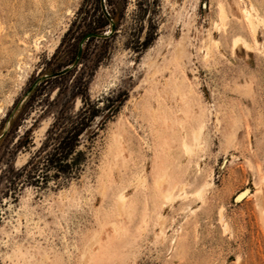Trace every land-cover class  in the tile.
Segmentation results:
<instances>
[{"label":"rangeland","instance_id":"374dc122","mask_svg":"<svg viewBox=\"0 0 264 264\" xmlns=\"http://www.w3.org/2000/svg\"><path fill=\"white\" fill-rule=\"evenodd\" d=\"M112 1L0 0V133L13 122L0 139V264H264V20L260 50L232 52L216 31L205 59L218 5L236 30L248 0ZM84 101L99 111L79 169L10 185ZM26 129L32 142L15 148ZM182 183L186 196L166 202Z\"/></svg>","mask_w":264,"mask_h":264},{"label":"trees","instance_id":"16d2710c","mask_svg":"<svg viewBox=\"0 0 264 264\" xmlns=\"http://www.w3.org/2000/svg\"><path fill=\"white\" fill-rule=\"evenodd\" d=\"M106 2L110 6L113 4L112 0H106ZM101 14L103 15L102 24L106 25L112 16ZM99 26L101 25H88L86 33H94V29ZM85 104L86 101L77 109L74 118L56 117L54 119L47 128L46 136L40 146L17 168V174L13 177H6L10 185L15 186L18 183L23 184L30 181L39 183L46 179L49 169H52L56 178L62 174H72L79 169V166L86 160V151L80 148L82 138L87 134L86 137L91 139L95 134L92 119L99 111L96 103H90L88 106ZM10 120L6 129L0 133V139L10 134L13 124ZM27 136L28 129L15 135L13 146L15 148L28 147L32 140L29 139L26 143L22 140Z\"/></svg>","mask_w":264,"mask_h":264},{"label":"bare ground","instance_id":"6f19581e","mask_svg":"<svg viewBox=\"0 0 264 264\" xmlns=\"http://www.w3.org/2000/svg\"><path fill=\"white\" fill-rule=\"evenodd\" d=\"M240 12H241L240 26L242 29L239 28L236 30L233 29L228 30V27L226 26L227 12L222 5H218L217 20H213L211 24V28L207 32L208 35L207 43L204 45V48L202 49L203 57L205 59L210 53V46L218 44V40L214 38V32L216 31L220 33V36L225 37L227 40H229V45L232 52L241 51L242 49L245 50V52L251 50H260V42L258 40V28L263 23L264 20L263 15L259 12L258 8L254 5L253 1L251 0H248L246 5L240 7ZM175 51L177 53H183L184 47L182 43L176 44ZM202 129H203V124H200L195 130L191 132L188 139H182L180 141L181 149L184 150L186 153H191L195 148L199 147L201 142ZM260 181L264 185V171L260 175ZM210 183H211L210 181L206 180L201 184V186L197 187L194 191H192L191 194L193 196L202 199L203 191L210 185ZM185 196H186V192L183 189V183L180 185L179 191L176 194H174L171 189L163 193V199L166 202H173L174 200L180 199ZM118 199L121 202L120 203L121 207H119L121 209L123 207V201H124L123 193L118 194ZM190 209L191 211H194V209L192 208ZM157 220L159 224L158 235L163 240L165 239L166 234L162 226L164 219L161 216V214L157 215ZM82 257L84 256H81V258Z\"/></svg>","mask_w":264,"mask_h":264},{"label":"water","instance_id":"95a60500","mask_svg":"<svg viewBox=\"0 0 264 264\" xmlns=\"http://www.w3.org/2000/svg\"><path fill=\"white\" fill-rule=\"evenodd\" d=\"M110 28L112 29L113 28V24L111 23V25H110ZM92 35H95L94 33H91V32H89V33H86L85 34V38H88V37H90V36H92ZM79 51V50H78ZM69 67H65V68H63V69H61V70H59V71H57V72H54L52 75L53 76H55V75H59V74H61V73H63L66 69H68Z\"/></svg>","mask_w":264,"mask_h":264}]
</instances>
